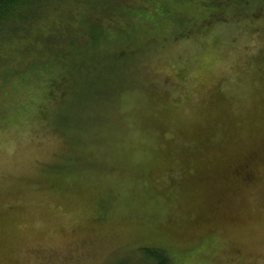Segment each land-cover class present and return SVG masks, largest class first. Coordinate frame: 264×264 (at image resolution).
I'll use <instances>...</instances> for the list:
<instances>
[{
    "label": "rangeland",
    "instance_id": "obj_1",
    "mask_svg": "<svg viewBox=\"0 0 264 264\" xmlns=\"http://www.w3.org/2000/svg\"><path fill=\"white\" fill-rule=\"evenodd\" d=\"M237 21L188 39L160 33L43 119L14 117L36 107L11 95L0 114V126L18 122L0 129V264H149L162 245L175 264H264V29ZM185 164L222 173L205 190L220 202L206 219L146 187L172 192Z\"/></svg>",
    "mask_w": 264,
    "mask_h": 264
},
{
    "label": "trees",
    "instance_id": "obj_2",
    "mask_svg": "<svg viewBox=\"0 0 264 264\" xmlns=\"http://www.w3.org/2000/svg\"><path fill=\"white\" fill-rule=\"evenodd\" d=\"M117 1L0 0V73L5 80H0V114L4 113L3 107H7L11 95L17 93L31 99L33 96L30 102L36 108H25L27 115L20 110L14 117L22 114L27 119L37 111L43 119L42 116H46L43 108L47 104L66 102L70 96L80 98L88 88L105 85V77L120 66L123 53L140 54L139 46L148 44L151 39H160V33L165 35L171 31L178 39H188L190 33L195 36L209 27V35L211 28L216 31L217 25L241 19L259 24L254 31L264 29V0ZM152 26L155 30L148 29ZM261 66L264 73V64ZM96 70L100 72L94 74ZM32 82L39 85L32 89ZM74 99L70 106L74 107ZM11 120H6L0 129L15 128L18 122L11 123ZM190 168L185 164L176 170L181 173V181L175 183L172 192L169 188L165 193L158 191L160 180H149L151 184L146 187L152 189L155 198L165 202H187L199 214L195 217L206 219L205 214H209L206 210L216 208L217 212L220 202L205 190L219 182L222 173L194 174ZM237 175L249 183L253 171L244 163ZM217 187L219 184L215 189ZM183 189H187L190 198H181ZM226 197L225 202L229 200L228 195ZM153 249L156 251H149L146 258L149 264H175L174 259L178 260L164 245Z\"/></svg>",
    "mask_w": 264,
    "mask_h": 264
}]
</instances>
